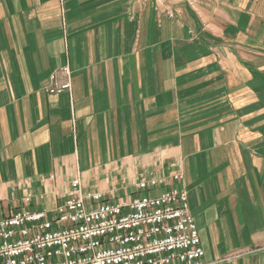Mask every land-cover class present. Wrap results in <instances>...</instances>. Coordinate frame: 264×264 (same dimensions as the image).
<instances>
[{"label": "crops", "instance_id": "1", "mask_svg": "<svg viewBox=\"0 0 264 264\" xmlns=\"http://www.w3.org/2000/svg\"><path fill=\"white\" fill-rule=\"evenodd\" d=\"M179 162L205 261L264 264V0H0V218Z\"/></svg>", "mask_w": 264, "mask_h": 264}, {"label": "built area", "instance_id": "2", "mask_svg": "<svg viewBox=\"0 0 264 264\" xmlns=\"http://www.w3.org/2000/svg\"><path fill=\"white\" fill-rule=\"evenodd\" d=\"M50 77L48 94L73 95L70 67ZM170 172L143 171L141 194L130 201L105 202L100 192L84 196L76 181L53 210L24 209L0 218V264H215L205 261L183 165L172 164ZM171 182L177 187L168 189Z\"/></svg>", "mask_w": 264, "mask_h": 264}, {"label": "rangeland", "instance_id": "3", "mask_svg": "<svg viewBox=\"0 0 264 264\" xmlns=\"http://www.w3.org/2000/svg\"><path fill=\"white\" fill-rule=\"evenodd\" d=\"M61 69V68H60ZM59 70V69H58ZM56 71V70H55ZM51 76V75H50ZM173 164H176V165H179V164H182L183 165V163L182 162H179V164L178 163H173ZM145 171V170H144ZM183 171H184V165H183ZM142 173V172H141Z\"/></svg>", "mask_w": 264, "mask_h": 264}]
</instances>
